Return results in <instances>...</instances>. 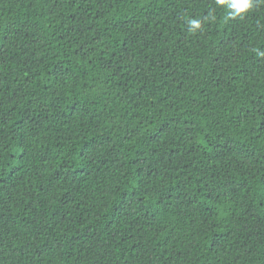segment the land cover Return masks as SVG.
Here are the masks:
<instances>
[{"label": "trees", "instance_id": "obj_1", "mask_svg": "<svg viewBox=\"0 0 264 264\" xmlns=\"http://www.w3.org/2000/svg\"><path fill=\"white\" fill-rule=\"evenodd\" d=\"M228 12L0 0V264H264V0Z\"/></svg>", "mask_w": 264, "mask_h": 264}, {"label": "clouds", "instance_id": "obj_2", "mask_svg": "<svg viewBox=\"0 0 264 264\" xmlns=\"http://www.w3.org/2000/svg\"><path fill=\"white\" fill-rule=\"evenodd\" d=\"M258 0H217V3L229 9L228 16L231 18H243L249 11L253 9ZM189 30L196 31L201 28V22L197 19L188 21ZM264 55V53H259Z\"/></svg>", "mask_w": 264, "mask_h": 264}]
</instances>
